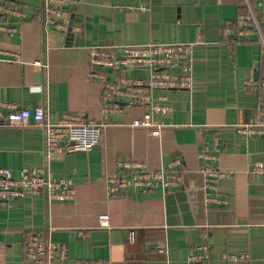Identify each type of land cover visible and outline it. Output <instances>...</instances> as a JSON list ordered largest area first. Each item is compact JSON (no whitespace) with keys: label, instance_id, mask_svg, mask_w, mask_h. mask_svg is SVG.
I'll list each match as a JSON object with an SVG mask.
<instances>
[{"label":"crops","instance_id":"obj_1","mask_svg":"<svg viewBox=\"0 0 264 264\" xmlns=\"http://www.w3.org/2000/svg\"><path fill=\"white\" fill-rule=\"evenodd\" d=\"M243 2L82 0L67 31L51 33L47 41L41 0H13L20 15L6 18L17 32L0 33V51L7 53L0 60V103L31 110L45 106L53 122L65 112L78 113L106 127L90 151L53 158L54 177L73 182L72 201L49 205L43 196L29 193L0 203V264H35L24 255L34 234L69 247L70 259L63 264H187L192 248L204 240L210 246L209 264H227V255L242 256L240 264H264V179L248 175L264 162V138H247L235 127L255 117L261 102L243 84L252 76L264 80V28L263 37L240 42L222 33L239 18ZM249 2L264 22V0ZM198 38L202 44L194 48L192 89L162 92L173 111L161 138L131 127L145 107L105 119L104 84L90 77L91 48L193 43ZM117 74L110 72L108 80ZM125 75L146 79L149 72ZM0 111L9 110L0 106ZM203 153L217 160L202 158ZM176 158L184 164L178 188L108 193V178L118 172L119 162H141L157 171ZM44 163L40 130L0 125V168L19 175L24 167ZM206 164L230 173L211 191L219 201H208L203 190ZM102 216H107V227L100 225Z\"/></svg>","mask_w":264,"mask_h":264},{"label":"built area","instance_id":"obj_2","mask_svg":"<svg viewBox=\"0 0 264 264\" xmlns=\"http://www.w3.org/2000/svg\"><path fill=\"white\" fill-rule=\"evenodd\" d=\"M82 0H41L43 27L46 40L54 32H66L68 20L74 8ZM20 15L14 7L13 0H0V33L17 32L16 25L10 24L6 18ZM264 22L258 20L249 0H244L239 18L226 24L222 33L228 41H246L253 31L263 37ZM202 44L198 38L193 43L172 44H142L115 45L107 44L93 47L90 54V77L104 84L102 95V112L105 119L113 114H120L126 108L145 107L141 118L133 120L132 128H143L150 135L161 138L163 129L170 126L169 116L173 107L167 102L162 93L170 90H191L193 87V56L194 48ZM7 54L0 51L1 55ZM46 67V66H45ZM131 70L149 72L146 79L125 75ZM117 74L109 81V73ZM243 89L246 92L257 93L261 96L257 114L249 122L236 125L237 131L247 138H264V80H256L253 76L245 80ZM157 92L161 94L155 95ZM124 104L122 106L120 104ZM8 108V113L0 111V125L8 124L13 127L34 126L44 134L45 163L41 166L24 167L19 175L12 170L0 168V203H9L25 198L29 193L43 196L47 204L54 201L66 202L75 198L73 182L66 178H55L52 161L56 154L72 152H87L101 142L105 123L89 120L83 115L65 112L58 121H51L45 106L34 110L20 109L15 104H1ZM202 158L213 161L217 156L203 153ZM183 161L180 158L172 160L167 168L151 171L146 164L136 161H121L118 172L108 178V193L149 194L161 190L169 192L179 187ZM205 175L203 190L208 201H219L211 195L216 190L217 183L230 173L221 171L214 164H206L202 170ZM248 175L252 178L264 179V162L256 163ZM100 225L108 226L107 216L100 218ZM135 241L134 234L131 242ZM25 259L35 264H63L70 259V249L66 244H55L40 234L30 236L25 247ZM242 256L227 255V264H240ZM210 246L206 240L194 246L188 257L187 264H209ZM79 264H114L112 262H87Z\"/></svg>","mask_w":264,"mask_h":264},{"label":"trees","instance_id":"obj_3","mask_svg":"<svg viewBox=\"0 0 264 264\" xmlns=\"http://www.w3.org/2000/svg\"><path fill=\"white\" fill-rule=\"evenodd\" d=\"M252 35L257 36V32L256 31H253Z\"/></svg>","mask_w":264,"mask_h":264},{"label":"water","instance_id":"obj_4","mask_svg":"<svg viewBox=\"0 0 264 264\" xmlns=\"http://www.w3.org/2000/svg\"><path fill=\"white\" fill-rule=\"evenodd\" d=\"M70 34V33H69ZM70 36H71V34H70ZM71 46V45H70ZM122 264H126V263H122Z\"/></svg>","mask_w":264,"mask_h":264}]
</instances>
